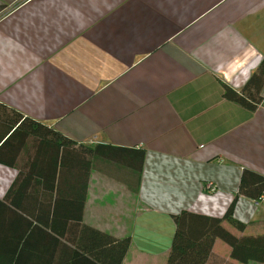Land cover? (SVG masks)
<instances>
[{
  "label": "crops",
  "instance_id": "1",
  "mask_svg": "<svg viewBox=\"0 0 264 264\" xmlns=\"http://www.w3.org/2000/svg\"><path fill=\"white\" fill-rule=\"evenodd\" d=\"M263 57L264 0H0V102L97 150L82 222L130 237L121 264H165L173 214L221 217L243 169L264 175V84L256 109L224 95ZM74 156L61 182L78 194ZM18 172L0 164V200ZM36 214L0 211V250H50L36 218L53 215ZM234 217L264 233V197L238 194ZM206 264L241 263L217 239Z\"/></svg>",
  "mask_w": 264,
  "mask_h": 264
},
{
  "label": "trees",
  "instance_id": "2",
  "mask_svg": "<svg viewBox=\"0 0 264 264\" xmlns=\"http://www.w3.org/2000/svg\"><path fill=\"white\" fill-rule=\"evenodd\" d=\"M263 84L264 57L240 91L225 87L224 95L249 109H256L262 103ZM96 151L83 145L75 146L71 139L55 128L24 116L0 102V164L18 168L19 171L4 198L0 200V211L23 212L30 216L37 212L36 217L45 212L53 215L48 225H44V220L36 218L44 226L39 228L46 235V242L48 243L49 238L51 240L50 250L42 249L34 253L0 250V264L122 263L130 237H114L82 222L88 174L92 166L91 157ZM139 153L142 160L143 151ZM78 154L83 156L76 158ZM71 155L82 161L78 165L83 169L84 178L78 194L65 193L61 182V179L65 182L63 175L69 171L64 170V167L73 170L76 166L69 162ZM45 157H50L53 161L50 165L53 169L50 181H46L45 173L36 166V161L40 163ZM106 157L114 161L120 158L114 153H107ZM23 161L28 162L24 164ZM33 175L43 178L41 183L33 181ZM55 175L58 177L57 182ZM37 186L40 187L37 189ZM238 194L254 200L264 197V175L243 169L238 191L221 217L187 210L173 214L175 229L165 264H206L217 239L229 247L231 259L241 264L248 261L264 264V233L238 235L231 231L233 228L241 233L247 226L234 217V200ZM21 196L27 198L26 203L24 199L21 201ZM28 199L35 204L28 205ZM62 213H67L69 219L62 220L60 225L59 215Z\"/></svg>",
  "mask_w": 264,
  "mask_h": 264
},
{
  "label": "built area",
  "instance_id": "3",
  "mask_svg": "<svg viewBox=\"0 0 264 264\" xmlns=\"http://www.w3.org/2000/svg\"><path fill=\"white\" fill-rule=\"evenodd\" d=\"M205 189L208 190V191H214L215 190V186L213 183L211 182H207L205 185H204Z\"/></svg>",
  "mask_w": 264,
  "mask_h": 264
}]
</instances>
